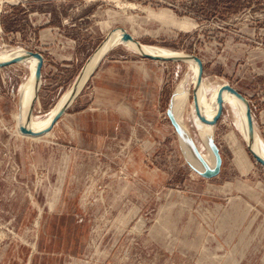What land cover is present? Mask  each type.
Masks as SVG:
<instances>
[{"label": "rangeland", "instance_id": "374dc122", "mask_svg": "<svg viewBox=\"0 0 264 264\" xmlns=\"http://www.w3.org/2000/svg\"><path fill=\"white\" fill-rule=\"evenodd\" d=\"M115 28L197 56L203 79L248 100L264 145V0H0V51L43 57L37 118ZM102 62L108 88L92 73L33 138L16 129L28 67L0 66V264H264V168L232 110L222 103L213 125L220 172L201 177L165 114L187 64L122 45ZM182 120L204 151L189 109Z\"/></svg>", "mask_w": 264, "mask_h": 264}, {"label": "bare ground", "instance_id": "6f19581e", "mask_svg": "<svg viewBox=\"0 0 264 264\" xmlns=\"http://www.w3.org/2000/svg\"><path fill=\"white\" fill-rule=\"evenodd\" d=\"M118 3L119 2H117V4ZM131 37L135 41H137L138 44L133 40L124 39L122 28H115L111 30L106 36L105 40L96 48V52L94 51L95 53L93 52L88 58V60L82 67L80 74L75 79L68 92L60 99V101L52 110L47 112L41 118H37L32 113L33 106L38 100V90L41 84V77L37 78V67L39 63L38 57L36 55H30L28 54V50H23L20 48H11L8 50L0 51V63H5L6 65H10L13 63H17V65H26L29 71L28 75L23 80L17 92L18 104L16 110L18 113V117L16 129L18 133L22 136L32 138L47 134L56 123L54 122V117L64 107L69 105L80 93L81 89L86 84L90 74L93 73V71L97 68L106 53L115 45H122L138 54L146 53L156 57L153 60L163 61V59L161 58H171L173 59V61L179 60L187 64L188 73L185 74L179 85L176 87L172 96V108L175 117L179 121L181 127L191 137V132H189L184 121L182 120V115L184 114L185 110H190L194 127L196 129L197 135L200 138L202 148L204 149V151L199 150L198 148L197 150L199 151L203 159L207 162V164H209L210 166L213 165V156L206 142L210 137H213L214 139V119L220 113L222 103H224L225 106L232 110V113L235 117V125L237 126L249 153H254L256 157L264 161L263 142L257 135L253 125L250 131L248 124L249 122L247 106L233 93V89L231 86L227 85L224 80L222 82H211L209 80L203 79L201 77L203 64L201 69V65L196 60L194 55H185L184 53H177L164 48L143 45L132 35ZM189 88L193 89V103L190 105L187 104L188 100L190 99ZM30 132H32V134H30ZM178 141L180 140L178 139ZM179 144L187 163L194 168L201 169L199 162L191 154L185 144L181 141L179 142ZM253 159L255 160L254 157Z\"/></svg>", "mask_w": 264, "mask_h": 264}, {"label": "water", "instance_id": "95a60500", "mask_svg": "<svg viewBox=\"0 0 264 264\" xmlns=\"http://www.w3.org/2000/svg\"><path fill=\"white\" fill-rule=\"evenodd\" d=\"M123 38L124 39H130V40H133L134 42H136L138 44L137 41H135L131 35L125 31V29H123ZM103 42V41H102ZM101 42V43H102ZM100 43V44H101ZM99 44V45H100ZM28 54L30 55H36L39 59V63H38V67H37V78H40L41 77V68H42V64H43V57L40 53L38 52H33V51H29L28 50ZM141 56L143 57H146V58H150V59H155L156 57L152 56V55H149V54H146V53H140ZM194 57L196 58V60L200 63L201 65V69H202V63H201V60L194 55ZM163 60H173L171 58H161ZM6 64L5 63H0V66H5ZM92 75V73L90 74V76ZM89 76V77H90ZM89 79V78H88ZM87 79V80H88ZM233 89V88H232ZM174 91V90H173ZM173 91L171 92L170 94V97H169V101H168V104H167V108L165 110V114L169 120V122L171 123V125L173 126V129H174V132L176 134V136L178 138L177 139V142H178V147H179V150L181 151V147H180V144H179V141L178 139L185 144V146L189 149V151L191 152V154L195 157V159H197V161L199 162L200 166H201V169H197V168H194L192 167L191 165L190 168L195 170L198 175H200L201 177H204V178H212V177H215L219 174L220 172V168H221V162H222V159H221V155H220V152H219V148L217 146V144L215 143L213 137H210L207 139V146L208 148L210 149L211 153H212V156H213V165L210 166L209 164H207V162L203 159V157L200 155L199 151L197 150V147L195 146L192 138L190 137V135L181 127L179 121L176 119L175 117V114L173 112V108H172V96H173ZM233 93L239 98L241 99L247 106V113H248V124H249V129L251 131V128H252V122H251V107H250V104L248 102V100L242 95L240 94L238 91H236L235 89H233ZM71 104V103H70ZM69 104V105H70ZM67 105L66 107H64L55 117H54V122L57 121V119L63 114V112L65 111V109L69 106ZM220 114H218V116L215 117V120H214V123L217 121V119L219 118ZM28 132V131H27ZM30 134H32V132H30ZM182 153V151H181ZM253 155V157L255 158L256 162H258L263 168H264V161L259 159L258 157H256L254 155V153H251ZM183 155V153H182Z\"/></svg>", "mask_w": 264, "mask_h": 264}, {"label": "crops", "instance_id": "0c3cea01", "mask_svg": "<svg viewBox=\"0 0 264 264\" xmlns=\"http://www.w3.org/2000/svg\"><path fill=\"white\" fill-rule=\"evenodd\" d=\"M104 67L105 66L103 65V62H102L101 65L99 64L97 68L95 69V71L93 72V79L95 81V86H96L95 88H98L99 90H105V88H108L102 85L103 84L102 82L105 81L107 78V73H109L108 72L109 69H105ZM119 107L120 109L125 108L123 105H119Z\"/></svg>", "mask_w": 264, "mask_h": 264}]
</instances>
